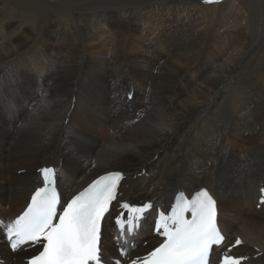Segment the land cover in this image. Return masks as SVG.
Masks as SVG:
<instances>
[{
	"label": "bare ground",
	"instance_id": "1",
	"mask_svg": "<svg viewBox=\"0 0 264 264\" xmlns=\"http://www.w3.org/2000/svg\"><path fill=\"white\" fill-rule=\"evenodd\" d=\"M0 6V68L16 63L0 72L3 224L40 183L35 168L42 164L59 167L64 198L97 174L122 170L124 199L168 204L179 189L207 187L224 233L244 241L235 253L258 250L248 264H264V205L255 208L264 182V0H0ZM24 19H32L31 28ZM31 34L35 47L17 60L30 42L22 37ZM227 96L234 117L217 129L215 107H227ZM154 214L133 239L134 255L150 248L139 245L143 238L154 240ZM109 215L102 241L104 253L115 254ZM26 249L12 254L0 243L3 264H22Z\"/></svg>",
	"mask_w": 264,
	"mask_h": 264
},
{
	"label": "snow or ice",
	"instance_id": "2",
	"mask_svg": "<svg viewBox=\"0 0 264 264\" xmlns=\"http://www.w3.org/2000/svg\"><path fill=\"white\" fill-rule=\"evenodd\" d=\"M162 126L167 127L166 120ZM41 173L43 186L34 191L25 211L11 223L0 226L11 250L38 246V252L30 256L27 264H107L102 228L112 202L117 199L122 173L101 177L63 204L56 188L57 171L43 168ZM177 199L171 214L160 213L156 221L155 231L163 237L162 241L146 256L137 255L128 264H211L213 246L225 239L217 225L216 201L203 188L192 199ZM121 207L142 214L152 205L136 208L124 203ZM186 212L191 213L190 219L185 218ZM138 219V215L133 217V221ZM135 226L125 225L122 235L126 236ZM241 243V239L235 240L236 245ZM243 259L229 254L223 257L222 264H242Z\"/></svg>",
	"mask_w": 264,
	"mask_h": 264
},
{
	"label": "rangeland",
	"instance_id": "3",
	"mask_svg": "<svg viewBox=\"0 0 264 264\" xmlns=\"http://www.w3.org/2000/svg\"><path fill=\"white\" fill-rule=\"evenodd\" d=\"M1 7V6H0ZM61 10V9H60ZM63 11H65L66 9H62ZM220 12V8L218 7L217 8V10H215V13H214V16H213V18H217V14ZM66 13H71V11L70 10H66ZM200 15L202 14V16H210V13H199ZM70 19H72L71 20V22H73V23H71V25L73 26V28L77 31V26H76V24H75V22L73 21L74 19L72 18V16L71 17H69ZM29 20V21H28ZM32 21V19H24V26H28L29 27V24L30 23H32L33 24V21ZM76 26V27H75ZM29 28H31V27H29ZM29 31L31 32V30L29 29ZM15 32V31H14ZM13 32V33H14ZM17 32V31H16ZM20 31H18L17 33H19ZM29 32V33H30ZM22 35H23V33H22ZM15 37H17V36H15ZM15 37H13L14 39H15ZM22 38H27V40H29L30 42L27 44V46H24V47H22V51L21 50H19L17 53H16V55L14 56V58L16 57V59L17 60H19V59H21V60H23V57L25 58V56L29 53V52H31L32 50H33V48L35 47V45H36V38H35V35H33V34H31V37H27V36H23ZM32 39V40H31ZM260 40L262 39V37L260 36V38H259ZM5 44L7 45L8 44V42L7 41H5ZM30 45V46H29ZM34 46V47H33ZM23 48H25V49H23ZM21 51V52H20ZM29 51V52H28ZM252 52L253 51H251L249 54H248V56H250V59H251V57L252 56H254V55H256V53H253L252 54ZM20 54H22V55H20ZM250 59L248 58L245 62H243L242 63V65L243 66H248V65H250V63H251V61H250ZM20 60V61H21ZM12 61V62H11ZM6 63V64H5ZM11 63V64H10ZM248 63V64H247ZM3 64L4 65H6V66H4V67H2V68H0V72L2 73V74H6V72L10 69H14L15 67V62H14V60H8L7 62H3ZM8 64V65H7ZM2 65V64H1ZM257 66H259V65H256V68L255 67H253V69L251 68V67H249V69H251V70H257L258 69V67ZM1 67V66H0ZM9 67V68H8ZM12 67V68H11ZM213 68H217V63L215 64L214 63V66H213ZM260 68V67H259ZM3 69V70H2ZM227 79V78H226ZM230 82H232V80H228L227 82H225L224 83V85L227 87V89L228 88H231V89H233V86H231L230 84H227V83H230ZM237 83V82H236ZM239 83V82H238ZM248 83H250V82H248ZM230 85V86H229ZM250 87H252L253 88V86L251 85ZM219 89H221V87L219 86L218 87V90ZM228 92H229V94L231 93V90H228ZM226 98V97H225ZM225 98H223V99H221V100H224ZM226 100H227V107L224 105V104H222L221 106H216L215 107V110H216V114H215V124L217 125L216 126V128L217 129H219L222 125H224V124H227V126H228V124H229V121L234 117V112H233V110H232V108H231V105H230V97L229 96H227V98H226ZM230 106V107H229ZM221 108V109H220ZM230 108H231V110H230ZM32 109H31V107L29 108V110L28 111H31ZM217 111L221 114H219V113H217ZM223 112H225V113H223ZM232 113V114H231ZM230 115L232 116V117H230ZM219 119V120H218ZM221 122V123H220ZM256 142H258V143H262L263 142V140H259V139H257L256 140Z\"/></svg>",
	"mask_w": 264,
	"mask_h": 264
}]
</instances>
